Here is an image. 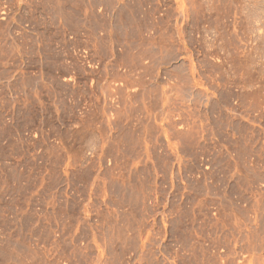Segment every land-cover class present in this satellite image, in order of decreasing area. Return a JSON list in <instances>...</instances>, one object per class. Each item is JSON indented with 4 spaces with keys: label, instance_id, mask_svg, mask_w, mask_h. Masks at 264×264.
Returning a JSON list of instances; mask_svg holds the SVG:
<instances>
[{
    "label": "rangeland",
    "instance_id": "obj_1",
    "mask_svg": "<svg viewBox=\"0 0 264 264\" xmlns=\"http://www.w3.org/2000/svg\"><path fill=\"white\" fill-rule=\"evenodd\" d=\"M0 264H264V0H0Z\"/></svg>",
    "mask_w": 264,
    "mask_h": 264
}]
</instances>
